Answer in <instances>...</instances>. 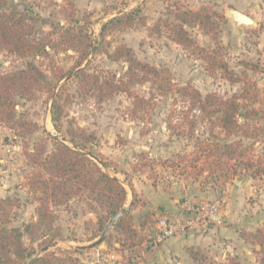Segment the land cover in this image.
I'll return each mask as SVG.
<instances>
[{
  "label": "rangeland",
  "instance_id": "rangeland-1",
  "mask_svg": "<svg viewBox=\"0 0 264 264\" xmlns=\"http://www.w3.org/2000/svg\"><path fill=\"white\" fill-rule=\"evenodd\" d=\"M5 1L19 9H29L31 15L35 14L36 20L32 25L37 36L51 30V24L55 22H60L65 28L82 26L95 46L94 53L88 57V71L97 72L101 80L108 78L110 73L126 79V60L109 57L116 47L126 45L137 59L163 70V76L170 78L175 86L190 84L203 96L214 93L225 98L240 94L241 83L228 81L217 69H206L205 61L197 54L172 40L175 34L167 24L176 22L175 11L205 8L217 26L218 43L204 34L197 23L183 25L184 30L198 45L208 50L218 49L233 72L255 83V88L250 89L249 94L256 89L264 91V0ZM133 9L138 11L133 15L131 26L107 29L103 36L100 35L101 25L109 18ZM229 9L248 15L253 23L234 27L226 13ZM49 54L63 71L72 68L77 58L75 51L62 46L58 52L50 50ZM28 60L31 58H21L0 50V72L19 69ZM33 61L50 76L47 58L35 57ZM84 65L85 62L81 66ZM150 78L153 81L155 77ZM159 78L162 79V74ZM151 81L131 85L133 95L147 100L146 104L136 107L133 99L124 92L98 101L94 95L83 91L77 79H69L61 92L66 100L63 102L59 131L55 130L50 119L51 99L48 93L33 90L30 97L16 100L17 115L35 122L37 128L33 132L20 133L23 132L21 129L17 131L0 124V184H4L0 198L10 197L14 202L8 227L21 228L22 222L35 219L37 202L35 193L28 186V178L39 167L31 161V155L40 145L44 149L42 157L54 149L56 142L46 134L52 132L59 141L87 154L104 172L118 178L126 190L125 206L134 200L127 219L140 238L143 251L139 258H133L128 264H143L146 259L153 258L157 247L165 242L153 248L144 244L148 231L156 230L161 217L177 220L181 225L190 216L186 213L187 207L199 201L215 199L222 200L221 222L224 208L236 216L235 220L229 221L236 223L229 226L233 228L236 225L239 240L235 242L229 239L226 257L221 255L226 246L225 249L216 247L214 251L192 246L199 247L200 264H218L229 260L237 264H254L253 247L241 239L239 232H254L258 227H264V132L259 130L255 137L246 141L253 143L251 156L262 160L259 168L263 172L260 176L252 177V168L240 170L223 186L207 180L206 173L195 177L197 171L190 167L189 157L193 154L194 138L207 136L208 126L199 119L197 108L188 110L186 100L174 89L166 91L160 86L163 81L156 84ZM63 83L64 80L60 81L57 87ZM241 104L246 109L252 107L249 99L241 101ZM253 106L264 111L263 103L258 102ZM249 122L250 127L264 128L261 113ZM191 126L193 137L190 139L187 130ZM214 132L220 134V129ZM242 183L241 192L232 202L231 188H239ZM7 188L9 193H5ZM243 217L245 221H242ZM54 218L49 234L57 231L59 235L53 246L44 252L71 256L75 258L73 264L94 260L98 254H113L111 264L125 263L121 254L113 250L119 247V235L112 226L108 240L111 242L110 248L101 241L83 252L69 250L71 247L87 246L102 233L101 221L84 202H68L55 207ZM185 230L187 228L179 229L172 237ZM43 239L40 237L32 246L37 248ZM22 240L30 244L27 237L24 236ZM157 262L197 264L192 260L188 263L179 256L163 261L157 258Z\"/></svg>",
  "mask_w": 264,
  "mask_h": 264
},
{
  "label": "trees",
  "instance_id": "trees-1",
  "mask_svg": "<svg viewBox=\"0 0 264 264\" xmlns=\"http://www.w3.org/2000/svg\"><path fill=\"white\" fill-rule=\"evenodd\" d=\"M136 11L138 9L109 18L101 25L100 35L103 36L107 29L131 26ZM29 13L27 8L19 9L12 3L0 0V50L21 58H31L19 69L0 72V124L13 130L21 129L23 132L19 131L20 133L36 130L35 122L17 115L16 100L30 97L33 90H39L50 96V119L55 130L59 131L63 102L66 100L61 92L69 79H77L83 91L94 95L98 101L109 98L115 93L124 92L133 99L136 107H140L146 104L147 100L133 95L130 87L133 84L151 81L150 77L153 76L155 77L151 81L153 84L163 81L164 83L160 84L163 89L166 91L174 89L186 100L188 110L197 108L199 119L208 126L207 136L194 138L193 154L189 157L190 160L188 159L190 167L197 171L195 177L206 173L207 180L210 179L214 184L223 186L228 180L237 176L240 170L248 171L252 168L250 174L252 177L262 174L263 170L259 168L262 160L251 156L253 143L246 141L255 137L258 132H264L263 127H250L249 122L259 113L264 116L263 110L253 106L258 102L264 104V91L256 89L249 94V90L255 88V83L233 72L218 49L208 50L198 45L184 30L183 25L197 23L204 34L218 43L217 26L206 13L205 8L175 11L174 19L177 23L167 24L175 34L172 40L191 53L197 54L205 61L206 69H217L228 81L241 83L240 94H232L225 98L214 93L203 96L190 84L175 86L170 82V78L163 76V70L137 59L126 45L116 47L109 56L113 60H126L128 63L126 79L110 73L108 78L101 80L97 72L88 71L90 62L88 57L94 53L95 46L82 26L65 28L60 22H55L51 24V30L37 36L32 25L36 20L35 14ZM61 46L77 53L74 66L67 71H63L49 54L50 50L58 52ZM35 57H45L49 60L47 72L50 76L36 65L33 61ZM84 62L85 65L81 66ZM161 74L162 79L159 78ZM62 80L64 83L57 87ZM245 99H249L251 108L246 109L241 104ZM191 128L192 126L187 130L190 139L193 137ZM215 129H220V134H216ZM46 134L56 142L55 147L44 157H42L43 145L36 149L31 155V161L39 168L28 178V186L35 193L37 202L35 219L22 222L21 228L8 227L14 202L10 197L0 198V264H73L75 258L71 256H59L50 251L38 254V251L53 245L59 235L57 231L49 234L55 219L54 208L78 201L84 202L101 221L102 233L109 220L117 212H121L112 224L113 231L119 235V247L113 250L121 254L124 264L132 262L133 258H139L143 251L140 238L127 219L130 209L134 206V200L129 206H125L126 190L123 184L115 176L104 172L87 154L72 149L49 132ZM88 136L91 138V135ZM101 164L105 166L103 162ZM239 235L241 239L252 245L254 264H264V227H258L254 232L241 230ZM24 236L30 244H25L22 240ZM110 236L111 233L108 232L102 240L107 248L111 246V242L108 241ZM40 237L44 239L37 248H34L32 244ZM88 249L87 246H77L69 250L83 252ZM186 252L193 262L201 263L199 247L187 246ZM218 264L237 263L229 260Z\"/></svg>",
  "mask_w": 264,
  "mask_h": 264
},
{
  "label": "crops",
  "instance_id": "crops-1",
  "mask_svg": "<svg viewBox=\"0 0 264 264\" xmlns=\"http://www.w3.org/2000/svg\"><path fill=\"white\" fill-rule=\"evenodd\" d=\"M243 184L244 183H242L239 188H237V186H233L231 188L230 191L232 194V202L235 201V199L237 198V193L239 191L241 192ZM2 185L3 186H1L0 184V190L2 189V187H4L3 182ZM5 193H9L8 188L5 189ZM154 195H157V193H154ZM129 205L130 203H128L126 207ZM186 213L188 214V216L190 215L188 212ZM226 219L228 220V222H226ZM232 219L235 220L236 216H233V214L229 210L224 208L223 222H221L220 224L209 225L204 230L187 229L183 233H179V235H176L172 238L170 237V239L165 240V242H163L157 247V249L155 250L154 257L151 259H146L143 264H164L162 262H157V258H160L161 261H163L165 259H169L170 257L176 259V257L178 256L189 263L191 260L189 259V255H187L186 252L187 246H201L203 248L210 249L211 251H214L216 247H223L225 249L224 246H226V249L223 250V253L221 254L223 257H226V251L229 248V239L232 238V241L235 240V242H238L239 240L235 232L236 225L234 224L233 228L229 226L230 224L236 223L229 222ZM238 219L240 220V218ZM242 221H245V217L242 218Z\"/></svg>",
  "mask_w": 264,
  "mask_h": 264
},
{
  "label": "built area",
  "instance_id": "built-area-1",
  "mask_svg": "<svg viewBox=\"0 0 264 264\" xmlns=\"http://www.w3.org/2000/svg\"><path fill=\"white\" fill-rule=\"evenodd\" d=\"M221 209L222 200L199 201L186 208L190 216L181 225L178 224L177 220L172 221L167 217H161L156 230L148 231L144 244L146 247L153 248L175 235L179 229L204 230L209 225L219 224L221 222ZM113 259V254L106 256L98 254L94 260L84 261L82 264H111Z\"/></svg>",
  "mask_w": 264,
  "mask_h": 264
},
{
  "label": "water",
  "instance_id": "water-1",
  "mask_svg": "<svg viewBox=\"0 0 264 264\" xmlns=\"http://www.w3.org/2000/svg\"><path fill=\"white\" fill-rule=\"evenodd\" d=\"M232 21V24L234 27H238V26H250L253 23V20L246 14L236 10V9H229L226 12ZM47 131V130H46ZM51 134H53L54 136H57L56 134L49 132ZM121 212H117L108 222L104 232L102 233V235L94 242L90 243L87 245V247H93L95 245H97L98 243H100L103 238L106 236V234L109 232L114 220L120 215ZM53 245L47 246L41 250L38 251V254H41L42 252L48 250L49 248H51Z\"/></svg>",
  "mask_w": 264,
  "mask_h": 264
},
{
  "label": "bare ground",
  "instance_id": "bare-ground-1",
  "mask_svg": "<svg viewBox=\"0 0 264 264\" xmlns=\"http://www.w3.org/2000/svg\"><path fill=\"white\" fill-rule=\"evenodd\" d=\"M48 124V123H47ZM48 126H49V124H48Z\"/></svg>",
  "mask_w": 264,
  "mask_h": 264
}]
</instances>
